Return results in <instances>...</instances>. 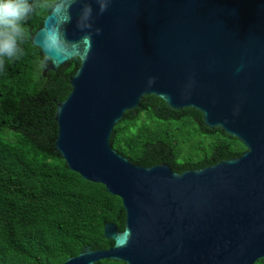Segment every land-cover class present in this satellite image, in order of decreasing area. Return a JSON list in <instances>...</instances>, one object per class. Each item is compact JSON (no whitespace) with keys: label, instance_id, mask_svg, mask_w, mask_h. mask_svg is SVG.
Wrapping results in <instances>:
<instances>
[{"label":"water","instance_id":"1","mask_svg":"<svg viewBox=\"0 0 264 264\" xmlns=\"http://www.w3.org/2000/svg\"><path fill=\"white\" fill-rule=\"evenodd\" d=\"M52 19L51 10L33 36L43 56ZM62 32L79 55L49 61L45 71L74 58L79 67L56 103L54 151L68 170L119 198L125 214L122 231L103 228L111 248L84 247L64 264L264 259V0H75ZM146 96L199 112L245 151L180 174L130 163L110 136Z\"/></svg>","mask_w":264,"mask_h":264},{"label":"trees","instance_id":"2","mask_svg":"<svg viewBox=\"0 0 264 264\" xmlns=\"http://www.w3.org/2000/svg\"><path fill=\"white\" fill-rule=\"evenodd\" d=\"M27 33L14 57L0 58V264H64L84 247L107 250L105 224L124 229L121 200L100 184L83 180L54 151L56 103L70 93L79 67L74 58L56 72L33 45L55 0H30ZM110 145L141 167L167 164L176 173L239 157L243 145L209 129L193 110H171L155 96L126 112ZM96 264H123L101 260ZM255 264H264V259Z\"/></svg>","mask_w":264,"mask_h":264},{"label":"clouds","instance_id":"3","mask_svg":"<svg viewBox=\"0 0 264 264\" xmlns=\"http://www.w3.org/2000/svg\"><path fill=\"white\" fill-rule=\"evenodd\" d=\"M75 0H55L52 5V22L46 25L41 37L45 55L44 61L56 63L71 59L79 52L74 51L63 32L64 24L71 20V7ZM33 10L30 0H0V58L14 57L18 52V42L27 35L24 21ZM91 9H85L84 15H90ZM86 59V57H81Z\"/></svg>","mask_w":264,"mask_h":264}]
</instances>
